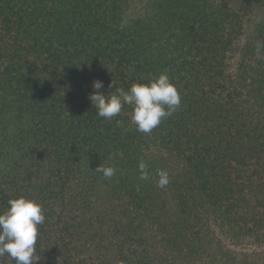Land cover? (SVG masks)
Segmentation results:
<instances>
[{
	"label": "trees",
	"instance_id": "obj_1",
	"mask_svg": "<svg viewBox=\"0 0 264 264\" xmlns=\"http://www.w3.org/2000/svg\"><path fill=\"white\" fill-rule=\"evenodd\" d=\"M262 11L264 0H0V211L17 196L42 205L33 264H264ZM163 72L181 106L151 134L130 105L112 119L91 105L94 80L107 94Z\"/></svg>",
	"mask_w": 264,
	"mask_h": 264
},
{
	"label": "clouds",
	"instance_id": "obj_2",
	"mask_svg": "<svg viewBox=\"0 0 264 264\" xmlns=\"http://www.w3.org/2000/svg\"><path fill=\"white\" fill-rule=\"evenodd\" d=\"M262 49L264 41H257V52ZM112 87L111 83L109 88ZM92 88L89 100L98 116L112 119L121 113L125 105H130L131 122L138 132L144 134H151L162 120L171 117L181 106V96L166 72L147 83H133L127 90L120 87L105 94L101 91L103 83L99 79L93 81ZM138 170L139 179H149L148 165L143 160L138 163ZM94 171L108 179L116 174L114 167L101 164ZM157 176L158 187H167L170 182L168 172L159 170ZM7 203L8 207L0 211V257H10L15 264H33L39 260L36 245L39 226L45 222L43 207L36 200L24 196L9 198ZM0 264H3L2 260Z\"/></svg>",
	"mask_w": 264,
	"mask_h": 264
},
{
	"label": "rangeland",
	"instance_id": "obj_3",
	"mask_svg": "<svg viewBox=\"0 0 264 264\" xmlns=\"http://www.w3.org/2000/svg\"><path fill=\"white\" fill-rule=\"evenodd\" d=\"M133 4V12H135L137 9V7H138V4L137 3H132ZM264 14V12L262 11V12H260L259 14H257V16H261V15H263ZM242 40H244V39H242Z\"/></svg>",
	"mask_w": 264,
	"mask_h": 264
}]
</instances>
